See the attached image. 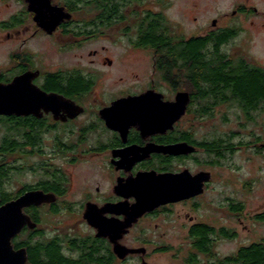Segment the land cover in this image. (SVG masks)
Returning a JSON list of instances; mask_svg holds the SVG:
<instances>
[{"label": "flooded vegetation", "instance_id": "obj_1", "mask_svg": "<svg viewBox=\"0 0 264 264\" xmlns=\"http://www.w3.org/2000/svg\"><path fill=\"white\" fill-rule=\"evenodd\" d=\"M5 2L18 7L0 22V31L10 41L7 62L0 66V84L11 85L29 72L32 77L23 78L32 88L13 92L22 96L21 114H0V131L5 133L0 138V206L30 193L40 194L37 202L24 207L33 225L26 224L13 238L14 249L26 251L28 264H250L245 256L253 246L264 253V211L248 215L244 202L221 204L219 195L205 201L215 196L212 185L219 180L227 157L241 148L255 147L258 155L264 151V137L247 127L264 111L263 65L239 61L241 67L244 62L261 72L260 77H247L242 83L244 88L256 82L257 100H246L237 94L235 82L229 87L220 78L213 87L200 84L197 100L191 91L174 87L158 68L154 51L139 41L143 19L164 15L163 11L157 12L144 0H118L120 9L102 13L128 17L127 22L110 28H119L131 48L153 53L157 76L125 83L124 77H102L98 67H76L66 60L59 63L60 59L47 61L43 50L34 45L45 38L49 49H62L66 54L97 38L90 18L99 12L83 9L92 0ZM257 10L242 5L225 18L251 16ZM261 12L264 18V8ZM240 32L238 25L214 31L222 41L217 55H226L224 61H238L239 53L232 52L231 44ZM6 47L0 44V51ZM155 91L168 103L176 100L178 92L191 95L187 112L170 128L143 130L124 108L114 107L121 99ZM205 96L213 98L214 114L232 105L249 123L234 124L239 131L226 137L198 138L189 128L188 116L192 107L204 109ZM144 108H149V102ZM181 143L195 146L196 152L143 150L148 145ZM189 172L196 176L210 173L203 192L181 199L175 196L173 201L138 213L140 189L150 195L157 193L163 187L156 182L157 176L166 173L181 174L170 189L184 183L188 186ZM251 184L246 186L248 190Z\"/></svg>", "mask_w": 264, "mask_h": 264}, {"label": "rangeland", "instance_id": "obj_2", "mask_svg": "<svg viewBox=\"0 0 264 264\" xmlns=\"http://www.w3.org/2000/svg\"><path fill=\"white\" fill-rule=\"evenodd\" d=\"M144 1L148 2L150 7L157 12L163 11L162 13L167 17L168 22L175 27L177 33H181L186 37L195 34L207 36L220 27L238 25L241 32L231 44L232 52L239 53L238 61L246 59L248 63L256 62L264 66V18L261 14L264 8V0ZM242 5L254 7V9L256 7L258 10L254 11L255 13L251 16L239 14L231 19L225 18L226 13L231 14L238 6ZM17 7L16 3L7 5L5 0H0V22L6 20ZM131 20L129 19V21ZM104 31L83 47H77L71 52H66V54L62 49L61 51L49 49V43L45 38L40 39L44 42L40 41V44L35 42L34 45L43 50L47 61L60 59L59 63L66 60L76 67H98L102 71V77H124L125 83L137 80V77H157L151 51L131 48L128 38L117 27ZM42 42L43 44H41ZM17 43L18 41L14 42V46ZM0 44L7 45L6 49L2 48L0 51V66H2L3 63L7 62L10 41L6 34L1 31ZM93 52L98 54L95 55ZM110 61L113 62V65L109 64ZM232 107V105H229L223 111H217L213 116L204 118L189 113V128L197 132L198 138L206 140H213L217 136L226 137L236 130L238 132L239 129H236L234 124L249 122L245 119L243 112L233 111ZM192 108L195 109V107ZM263 126L264 111L257 113V121L249 123L247 127L248 130L264 137ZM3 130L0 131V138L5 134ZM240 139L242 137L236 141L239 142ZM247 139L250 140V137L247 136ZM252 139L253 137H251ZM227 158L223 161L224 165L220 169L219 180L212 185L213 189L211 190L215 196H210L205 201H212L213 197L219 195L221 204L229 200L244 202L246 205L245 212L248 215L264 211V151L261 155H258L255 147L241 148ZM250 182L252 186L248 190L247 187ZM222 218L224 219L223 214ZM51 221L53 220L51 219ZM250 222L247 219V224ZM238 227L242 230L241 224ZM235 245L236 242L231 243V248H234Z\"/></svg>", "mask_w": 264, "mask_h": 264}, {"label": "trees", "instance_id": "obj_3", "mask_svg": "<svg viewBox=\"0 0 264 264\" xmlns=\"http://www.w3.org/2000/svg\"><path fill=\"white\" fill-rule=\"evenodd\" d=\"M92 1V4L87 3V7H83V9H92L99 12L90 18L94 26L93 34L95 36L104 33L106 29H110L112 24L117 25L127 22L128 17H110L102 13L106 9H112V11L120 9L121 2H118V0ZM117 19H119V21H116L117 23L113 22ZM140 29V43L149 46L154 51L158 68L164 76L171 79L174 87L191 91L194 98L199 100L202 90L200 84L206 82L209 87H213L216 79L220 78V82L229 87L235 82L238 88L237 94H241L246 100L248 98L251 99L250 101L257 100L256 82L253 80L252 87L245 84L244 88L242 83L246 81L247 77H260L261 72L259 73V70L254 66L247 65L244 62L241 67L239 61H224L222 58L226 55H217L220 52L222 41L216 38L215 33L207 36L195 34L186 37L181 33H177L175 27L168 22L167 17L160 13L143 19ZM229 36L231 34L226 36V40L229 39ZM206 98L207 105L204 109L191 108L190 113L200 118L213 116V98L205 96L202 99L205 100ZM209 110H212V112ZM212 145L210 144V152L213 149ZM204 146L208 148L207 144ZM258 249L260 248L253 246L252 249L247 251L246 259L242 255L240 259H245L250 264H260L261 261H264V253Z\"/></svg>", "mask_w": 264, "mask_h": 264}, {"label": "water", "instance_id": "obj_4", "mask_svg": "<svg viewBox=\"0 0 264 264\" xmlns=\"http://www.w3.org/2000/svg\"><path fill=\"white\" fill-rule=\"evenodd\" d=\"M58 21V20H57ZM23 77H32L29 72L25 75L19 76L11 85L0 84V114H12L23 112L24 105L22 96L13 93L14 91H22L26 88L31 89L29 81ZM35 89V88H34ZM40 90L39 88H37ZM36 90V89H35ZM12 91V92H11ZM11 92V93H10ZM46 95V94H45ZM15 101V102H14ZM149 102V108L145 109ZM191 102V95L189 92H179L176 100L173 102H164L162 95L155 92H148L141 96H133L130 98L121 99L116 102L114 107L124 108L126 114L134 118L135 122L142 124L143 130H152L156 132L162 128L171 127L174 122L179 120L188 110ZM63 103V102H62ZM148 145L143 150L149 151H163L170 154H183L196 152V147L188 143L174 144L168 146ZM188 186L181 184L178 189L173 186L170 189L172 181L180 179L181 174H161L157 176L158 185L160 182L163 187L157 193L150 195L149 192H143L140 189L139 196L140 206L139 214L152 210L158 204L173 201L175 196L180 199L183 196L191 197L197 193L203 192L202 187L204 181L210 177V173L201 172L193 175L189 172ZM157 186V183L155 184ZM155 192V191H154ZM38 193H30L19 198L16 201L8 202L0 206V264H28L27 255L24 249H14L13 238L17 236L26 224H32L30 217L24 212V207L31 202H37L39 198Z\"/></svg>", "mask_w": 264, "mask_h": 264}]
</instances>
